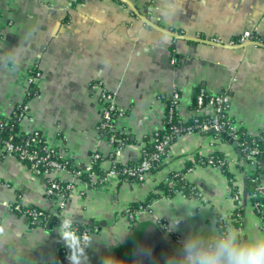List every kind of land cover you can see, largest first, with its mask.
<instances>
[{
  "label": "crops",
  "instance_id": "0c3cea01",
  "mask_svg": "<svg viewBox=\"0 0 264 264\" xmlns=\"http://www.w3.org/2000/svg\"><path fill=\"white\" fill-rule=\"evenodd\" d=\"M245 33L250 39L240 43ZM35 67L41 75L38 94L28 101L19 130L39 131L80 169L95 152L111 149L96 130L99 104L90 87L95 82L103 83L126 113L118 122V131L130 140L117 157L122 164L135 162L144 139L162 128L174 90L183 119L194 115L200 89L227 92L234 126L264 137V0H0V120L13 118ZM210 113L206 108L203 115ZM212 153L232 162L231 181L218 168L197 166L185 178L202 201L178 194L154 199L149 211H138L133 220L124 216L130 204L159 194L170 172ZM239 156L212 134H185L170 146L166 165L156 174L140 183L107 180L94 188L73 181L58 211L56 201L45 196V178L0 148V264H68L59 224H31L11 211L17 196L24 207L99 225L90 233L89 264H172L187 237L218 231L222 215L234 218L229 226L242 240L264 236L245 172L236 163ZM58 176L72 181L67 173ZM233 189L238 202L230 196ZM175 220L179 225L172 229Z\"/></svg>",
  "mask_w": 264,
  "mask_h": 264
},
{
  "label": "built area",
  "instance_id": "2783aa9c",
  "mask_svg": "<svg viewBox=\"0 0 264 264\" xmlns=\"http://www.w3.org/2000/svg\"><path fill=\"white\" fill-rule=\"evenodd\" d=\"M248 39H250V34L245 33L238 40L240 43H244ZM40 76V72L36 69V67L29 71L28 87L25 91V95H29L31 91L37 89ZM90 87L91 90L96 93L97 103L99 104L100 118L96 126L97 132L100 135L101 131L105 129H109L110 131H118V122L125 116V111L117 106L113 94L104 87L103 83L95 82L92 83ZM195 103L196 109L194 115L201 116L203 115L204 110L208 108L209 110H211L209 117L200 122L198 120H194L187 127L180 128L179 124L182 123L184 119L180 114L179 93L178 91L174 90L167 101L165 109V117L167 123L171 124L172 122H174V125L171 126V135L163 137L160 141H157L156 138H151L150 142L155 143V151L148 155H144L143 152L140 151V155L138 157L140 158L139 164L131 168L123 169L122 175L126 174L127 177L133 178L137 180L138 183H140L146 177L152 176L150 174V170L154 167L153 164L158 161V156L165 152L164 147L170 145V141L173 136L178 135L181 131L185 134L195 133L205 135L208 131L213 130L212 134H214L213 136L215 139H219L220 134L226 133L228 137L236 141L238 148L240 149V158L239 161L236 160V163L243 167V171L245 172V175L247 177L252 178L254 175V170L257 168L259 163L258 157L261 153H264V137L252 136L247 132L239 133V130L234 126V122L229 115L230 99L227 92L212 95L206 93L203 89H200L195 95ZM27 114L28 101L26 104H23L22 118ZM100 139L106 141L111 146L110 151L103 155L104 157H107L106 162L108 163V165L105 166L106 169L104 170V176L101 181L103 183H106L107 180L119 181V171L114 170L113 165L118 162L117 157L120 155L123 146H115L113 144V137H100ZM258 142L261 143L263 149H261L257 145ZM40 143L41 140L38 131H33L29 134V138L26 140L24 145H15L11 142H5L3 147L1 148L2 154L15 157L32 173L37 176L44 177L45 182L47 180L45 196L51 201H56L58 207L57 210L60 211L63 208L65 200L59 193L62 190L70 193L75 187L73 181H79L78 176L80 175L81 171L89 172L91 170L92 160L99 159L102 154H100L99 152H95L89 165H87L83 169L79 168L80 171L71 175L64 168L66 160L62 154L60 157H57V160L53 159L54 156H58L56 151L58 148L56 146H43L42 150L45 153L44 155H39L35 151H29V149H27L26 147L27 145H36ZM217 162L219 168L224 165L229 167V165L232 164V162L226 156H223V158L221 160H218ZM213 163V159H208V166L213 167ZM50 171H53V176H50ZM59 173H67L72 178V181L66 180L69 183L64 188H60L59 183L56 180L52 179L54 176H58ZM93 175L94 174L91 175L92 182L96 181V176ZM251 181L255 183L254 191L250 195L252 201V209L259 220V229L262 233H264V185L261 183V180H258V178H252ZM163 183L171 186L173 185V179H170L167 175L163 180ZM53 195L58 196L53 198ZM230 196L236 202H238L240 199L238 193H231ZM195 199L200 201L203 200L199 192L196 194ZM150 207L151 205H148L146 207L139 206L136 211H132L128 206L126 209H124L123 214L128 218V220H132L135 213H137L138 211H149ZM9 208L16 214L23 215L28 218V220L32 224L42 222L44 219H47L49 217V215H45L42 211L36 209H27L26 207H24L21 203L20 196H17L15 201L9 205ZM232 220H234V218L223 215L218 217V231L228 227L229 222ZM73 229L77 232L75 227H73ZM85 232L90 234L95 231L90 230L89 228H84L83 231L77 232V234L82 235ZM67 255L68 252L66 253V259ZM67 263L69 264L68 260Z\"/></svg>",
  "mask_w": 264,
  "mask_h": 264
},
{
  "label": "trees",
  "instance_id": "16d2710c",
  "mask_svg": "<svg viewBox=\"0 0 264 264\" xmlns=\"http://www.w3.org/2000/svg\"><path fill=\"white\" fill-rule=\"evenodd\" d=\"M82 0H75V2H81ZM38 94V90L35 89L34 91H31V93L29 95H24V100L22 101V103L17 104L16 107L14 108L13 111V118H9V119H4V120H0V148L3 147L5 142H11L15 145H24L26 140L29 138V134H22L19 130V122L22 118V107L23 104H26L27 101H29V99L35 97ZM196 109V103L194 101V106H193V110L195 112ZM166 113V112H165ZM166 114H164V118L162 120V128L158 129L154 132L151 133V135L149 137H146L144 139L145 141V145L141 148L140 151L143 152L144 155H148L150 153H153L155 151V143L150 142L151 138H156L157 141H160L163 137L165 136H169L171 135V126L174 125V122H172L171 124L167 123L166 120ZM209 115H201V116H191L188 119H184V121L182 123L179 124L180 128L183 127H187L188 125H190L194 120H198L200 121H204L206 118H208ZM39 135H40V140L41 143L40 144H36V145H27V149H29V151H35L37 152L39 155H44L45 153L42 150V147L45 146H50L49 143L41 136L40 132L38 131ZM239 133H245V131L239 130ZM184 132H180L178 135L173 136L171 141H170V145L171 146L178 137L184 135ZM214 135V134H212ZM100 137L102 138H109V137H113L114 138V145L115 146H125L127 144L130 143L129 137L128 135H126L125 133L119 132V131H110L109 129H105L101 131ZM225 137H227L226 133H222L219 135V140L225 142L226 139ZM257 145L263 149V146H261V143L258 142ZM169 146H165L164 150L165 152L160 154L158 156V161H156L153 164V168L150 170V174L154 175L156 174L158 171H160L162 168L165 167L166 165V157L168 156V151H169ZM57 155L58 156H54L53 159L57 160V157H60L62 153H60V149H57ZM101 154V153H100ZM223 158V155L220 153H212L209 156H201V155H196L194 156V158L192 160H189L184 168L180 171H175V172H170L168 174L170 179H173V185H167L164 184L163 182L159 184L158 190H159V194H154V195H150L146 200L144 201H140V202H134L132 204L129 205L130 210L132 211H136L138 209L139 206L142 207H146L148 205H150L154 199H158V198H172L177 194H181L184 198L186 199H190V198H195L196 194L198 193V190L196 188V186L193 183H190L186 180L185 175L193 170L194 167H207V163H208V159H213L214 163H213V167H217L218 166V160H221ZM66 163H65V170L69 172V174H74L78 171H80L79 167L73 165L69 160L65 159ZM107 157H104L103 155H101L99 157V159L97 160H92L91 163V170L89 172H84L81 171L80 175L78 176L79 182L86 185L88 188H94L96 186L102 185L103 182L101 181L103 176H104V170L106 169V167L103 165V161H106ZM140 162V158H138L135 162H129L127 164H122V163H115L113 165L114 170L119 171V181L120 182H127V183H138L137 180L133 179V178H129L125 175H122V171L123 169L126 168H131L134 167L136 165H138ZM258 166L257 168L254 170V175L252 178H258V180H260V176L263 173V167L262 165H264V153H261L260 156L258 157ZM220 171L226 175V177L229 179V181H231V173L228 169L227 166H222L219 168ZM241 170H243V167H240ZM50 176H53V171L49 172ZM94 174L93 176H96V181L92 182V177L91 175ZM251 177H247L246 176V189L249 192V194L251 195L254 191V187H255V183L251 181L252 179ZM52 179L56 180L59 185L60 188H64L69 182L66 180H62L60 179L57 175L56 177L54 176ZM47 182V180H46ZM231 184V182H229ZM233 194H236V189H233L232 191ZM63 199L66 201V199L69 196V192L62 190L59 193ZM58 194V195H59ZM58 195H53L52 197L55 198ZM27 209H36L39 210L37 208H28ZM12 211V210H11ZM42 211V210H39ZM45 215H49V217L47 219H44L42 221V223H47L49 222V218L51 217V223L53 222H57L58 224L61 223V217L59 216V214H48L44 211H42ZM134 218V217H133ZM132 218V220H133ZM30 222V221H29ZM32 224V223H31ZM73 227L76 228L77 232H81L83 231L84 228H89L90 230L93 231H97L99 225L94 224V223H87V224H80V223H73L72 225ZM68 252V251H67Z\"/></svg>",
  "mask_w": 264,
  "mask_h": 264
},
{
  "label": "clouds",
  "instance_id": "9594fccd",
  "mask_svg": "<svg viewBox=\"0 0 264 264\" xmlns=\"http://www.w3.org/2000/svg\"><path fill=\"white\" fill-rule=\"evenodd\" d=\"M72 225L73 217H61L57 228L68 249L67 260L69 264H89L86 249L93 245V237L87 232L78 235ZM178 225L175 220L171 228ZM172 264H264V236L245 241L230 226L208 235L196 233L183 241L181 254Z\"/></svg>",
  "mask_w": 264,
  "mask_h": 264
},
{
  "label": "water",
  "instance_id": "95a60500",
  "mask_svg": "<svg viewBox=\"0 0 264 264\" xmlns=\"http://www.w3.org/2000/svg\"><path fill=\"white\" fill-rule=\"evenodd\" d=\"M186 39V38H184ZM188 40V39H186ZM203 43H207V44H211V42L209 41H205ZM213 133V130H210L207 132L208 135L212 134ZM226 141L232 145V147L236 148L237 149V152H238V155H240V149L238 148V145L236 143V141H234V139L230 138V137H225ZM240 157V156H239ZM262 167H264V165H262ZM51 221V217L49 218V222ZM73 223H80V224H87L86 222L84 221H73Z\"/></svg>",
  "mask_w": 264,
  "mask_h": 264
}]
</instances>
